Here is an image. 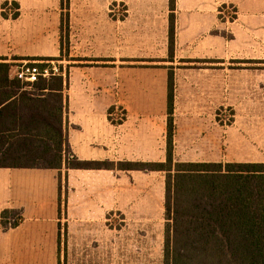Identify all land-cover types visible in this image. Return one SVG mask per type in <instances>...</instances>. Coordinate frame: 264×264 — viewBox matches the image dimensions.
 <instances>
[{"label":"crops","instance_id":"obj_1","mask_svg":"<svg viewBox=\"0 0 264 264\" xmlns=\"http://www.w3.org/2000/svg\"><path fill=\"white\" fill-rule=\"evenodd\" d=\"M4 2L18 3L16 18L2 15ZM168 5L169 0H68L62 95L71 152L85 161H164L168 66H173L177 160L264 163V116L239 111L264 106V0H176L173 62L166 60ZM62 11L60 0H0V57L8 62L61 57ZM155 43L161 44L160 56ZM155 57L163 59L156 66ZM247 60L252 62H242ZM220 108L236 111L226 129ZM240 122L247 123L242 129L248 138L235 136ZM237 148L242 158H213L219 149L229 156ZM251 151L256 157L245 158ZM153 173L0 167V215L10 208L23 216L8 230L0 216V264H62L63 236L67 264L87 244L98 251L88 264H103L111 235L107 214L126 202L123 191L129 200L151 205L153 182L147 177ZM140 185L145 192L137 197ZM116 245L115 238L107 244L112 264Z\"/></svg>","mask_w":264,"mask_h":264},{"label":"trees","instance_id":"obj_2","mask_svg":"<svg viewBox=\"0 0 264 264\" xmlns=\"http://www.w3.org/2000/svg\"><path fill=\"white\" fill-rule=\"evenodd\" d=\"M67 2L60 0L63 11ZM7 4L4 2L1 8ZM10 5L16 9L11 14L16 18L19 5ZM168 6L166 60L173 62L176 0H169ZM2 15L7 17L6 13ZM64 15L61 30L65 28ZM11 66L12 62L0 57V167L163 172L162 264H264V163L175 159L173 66H168L166 156L162 162L78 159L64 130L65 79L40 78L25 86L9 75ZM61 188L59 176V192ZM0 216L3 230L17 227L23 219L21 209L5 208Z\"/></svg>","mask_w":264,"mask_h":264},{"label":"rangeland","instance_id":"obj_3","mask_svg":"<svg viewBox=\"0 0 264 264\" xmlns=\"http://www.w3.org/2000/svg\"><path fill=\"white\" fill-rule=\"evenodd\" d=\"M2 6V5H1ZM61 6V5H60ZM3 12L6 14H12L16 11L12 5L7 4L4 8H2ZM64 15V11H62ZM28 14L25 12L23 21L28 22ZM65 20V15H64ZM65 29V28H64ZM64 29L61 30V57L57 58L60 60H65V39H64ZM17 39L14 40L16 43ZM161 44L155 43V56L161 55ZM166 54V52L164 53ZM159 61H163L161 57H155L154 65L156 66ZM11 62V61H10ZM240 114L246 115L247 113L252 114H260L264 116V106L256 107V108H239ZM123 111L117 110V118L123 117ZM232 113H236V111H231L230 108H220L218 110V118L220 123L226 129V126L233 125V119L235 116ZM219 123V125H221ZM257 124V122H255ZM255 123L250 124L251 127L256 125ZM247 123L240 122L236 124L234 128V134L239 135L244 133V135L248 138V130L242 129L243 125ZM264 125V123H263ZM252 130V129H251ZM254 141L252 138L250 141ZM251 141V142H252ZM255 142V141H254ZM240 149H234V152H231L229 156L227 155L225 149L221 151L219 149V153L217 156L213 158L216 160L224 161L227 159H237L242 158L239 155ZM254 152V151H253ZM253 152H249V154L245 155V158L254 159L256 155H253ZM264 154V151L262 150ZM177 160V156H175ZM164 180L165 174L163 172L154 171L153 175H149L147 177V182H153L152 186V195L154 197L153 203L146 208L145 204L136 200H129L126 198L124 191L122 192V199L126 202H122L120 204V208L117 209L116 214H107L106 227L107 229H111V235L106 237V242L109 244L111 241L113 242L114 238L117 243L116 255L117 262L115 264H162L163 260V234H164ZM141 185L138 186L135 192H137V197H139L145 189H141ZM65 190H62L64 194ZM149 190V193H151ZM147 212L145 213V211ZM65 226V225H64ZM63 226V227H64ZM114 229L116 231H114ZM108 232V231H107ZM63 245L61 250L62 255V264H67L66 256H65V245H64V236H63ZM106 244L105 250V261H100L105 264H112L111 262V253H113ZM77 253V255H76ZM75 255L78 259L71 260V264H88L90 263L88 260L90 258H95L98 255L97 248H92V244L85 245L84 251L75 252ZM89 255V259H88ZM96 263L97 260H94L92 264Z\"/></svg>","mask_w":264,"mask_h":264},{"label":"built area","instance_id":"obj_4","mask_svg":"<svg viewBox=\"0 0 264 264\" xmlns=\"http://www.w3.org/2000/svg\"><path fill=\"white\" fill-rule=\"evenodd\" d=\"M9 75L18 79L25 86H31L40 78L48 79L53 76L66 77V64L57 58L20 59L11 61Z\"/></svg>","mask_w":264,"mask_h":264}]
</instances>
